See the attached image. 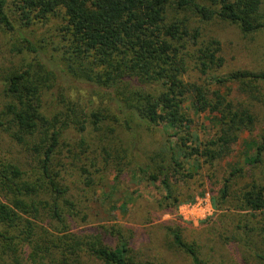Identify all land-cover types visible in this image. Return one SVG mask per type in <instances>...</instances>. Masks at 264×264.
Masks as SVG:
<instances>
[{
    "label": "trees",
    "instance_id": "obj_1",
    "mask_svg": "<svg viewBox=\"0 0 264 264\" xmlns=\"http://www.w3.org/2000/svg\"><path fill=\"white\" fill-rule=\"evenodd\" d=\"M215 22L243 36L260 33L264 0H0V28L13 33L24 58L2 82L0 146L8 142L27 162L0 153V264H82L85 257L147 264L124 237L112 247L99 235L73 232L86 216L73 203L66 167L80 171L88 188L90 169L115 171L114 182L126 170L148 173L163 193L158 207L172 213L185 203L176 184L191 179L188 161L212 166L228 156L240 135L254 129L250 105L264 104V71L219 73L225 65L220 42L204 36ZM50 23L56 39H38ZM48 47L67 78L101 90L100 106L57 94L56 75L44 60ZM189 72L196 78L185 81ZM229 85L247 103L227 99L220 90ZM190 110L217 118L214 137H192ZM137 127L149 133L162 127L167 138L144 168ZM254 148L245 167L227 172L213 205L238 213L236 229L264 264V183L254 173L264 167V135ZM236 233H230L234 240ZM172 240L201 264L179 233Z\"/></svg>",
    "mask_w": 264,
    "mask_h": 264
},
{
    "label": "rangeland",
    "instance_id": "obj_2",
    "mask_svg": "<svg viewBox=\"0 0 264 264\" xmlns=\"http://www.w3.org/2000/svg\"><path fill=\"white\" fill-rule=\"evenodd\" d=\"M51 25L52 23L40 27L41 30L37 32L41 34H38L37 38L45 36L51 37L52 41L56 39L55 28L50 27ZM204 36L213 37L220 42L225 65L219 73L226 74L242 69L264 71V31L243 36L234 26L215 22L205 28ZM15 43L13 33L0 28V105L4 102L1 94L3 80L24 65V58L18 52L20 45ZM49 48L44 60L56 75L57 94L63 93L74 104H82L83 107L89 104L100 106L103 103L101 90L67 78L57 65V54L51 53ZM50 55L54 57L52 60L49 59ZM48 60L52 62L49 63ZM195 78L196 76L189 72L185 81ZM228 88L230 90H220L222 94L228 95L227 99L247 103V99L236 91V86L229 85ZM250 111L256 120L254 129L250 133L244 132L240 135L228 156L212 166L205 165L202 161L196 162L194 159L188 161L186 168L193 174L191 179L176 184V192L181 194L179 199L185 203L177 206L172 213L158 207L157 202L163 193L156 189L158 183L149 181L148 173L139 174L138 171L126 170L114 182L115 171L90 169L94 185L88 188L80 171H70V166H67L66 177L68 185L71 186L73 203L76 209L86 216V219L80 216L81 225L73 232H79L81 235H99L112 247L118 246L124 237V240L129 242L128 248L136 253L137 260L147 264H193L190 256L173 244L172 232L179 233L186 244L195 248L201 264H257L243 242L242 232L236 229L241 220L238 213L230 210L231 207L221 206L222 208L217 210L213 205V199L218 198L217 192L227 172L245 167V159L253 157L255 144L264 135V104L253 102ZM189 117L192 120L191 135L193 138L197 137L199 142L214 137L218 131L217 118L212 114H196L190 110ZM137 132L141 138V156L139 155L138 161L144 168L151 154L160 153L164 145H167V138L162 127L151 133L145 131L144 127H137ZM168 133L172 134L170 129ZM0 153H10L17 161L27 166L23 156L20 158L18 151L6 141L1 144ZM254 173H260V180L264 183V167ZM190 195L194 199L187 202ZM201 200L207 201V209H188L197 206ZM235 230L237 240L230 234ZM82 264L100 263L85 257Z\"/></svg>",
    "mask_w": 264,
    "mask_h": 264
},
{
    "label": "built area",
    "instance_id": "obj_3",
    "mask_svg": "<svg viewBox=\"0 0 264 264\" xmlns=\"http://www.w3.org/2000/svg\"><path fill=\"white\" fill-rule=\"evenodd\" d=\"M207 201L206 200H201L200 202L197 203V206H192V207H188L189 210H194L195 208L199 209V211H202V209H207L208 205H207Z\"/></svg>",
    "mask_w": 264,
    "mask_h": 264
}]
</instances>
